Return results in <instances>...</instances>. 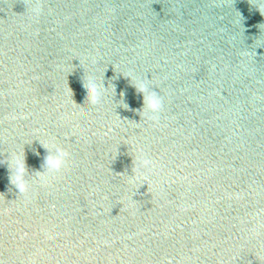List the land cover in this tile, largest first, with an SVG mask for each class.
<instances>
[{"label":"water","instance_id":"1","mask_svg":"<svg viewBox=\"0 0 264 264\" xmlns=\"http://www.w3.org/2000/svg\"><path fill=\"white\" fill-rule=\"evenodd\" d=\"M0 264H264L262 0H0Z\"/></svg>","mask_w":264,"mask_h":264},{"label":"clouds","instance_id":"2","mask_svg":"<svg viewBox=\"0 0 264 264\" xmlns=\"http://www.w3.org/2000/svg\"><path fill=\"white\" fill-rule=\"evenodd\" d=\"M264 3V0H262ZM33 14L38 15L40 12L39 5H36L32 9ZM260 15H262L259 8L256 9ZM84 98L87 99L89 105H95L100 99V87L92 82H87L80 85ZM137 91L142 94L143 97V112L145 115L156 113L159 108L161 101L156 96V94L150 91L144 82L136 83ZM39 142L38 140H36ZM40 143V142H39ZM41 147L44 149V155L40 161V167L37 172H35L36 177L40 183L45 182L46 176H52L57 173V171L63 167L64 163V153L53 143L46 142L40 143ZM139 164L144 167H150L152 161L147 158H141ZM7 168L9 171V183L15 188L16 192L24 194L28 191L29 184L35 183V180H31L30 174L27 173L24 154L12 152L7 158ZM130 181H134L135 177L130 176Z\"/></svg>","mask_w":264,"mask_h":264}]
</instances>
